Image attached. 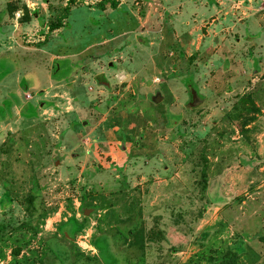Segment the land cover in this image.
<instances>
[{
  "label": "rangeland",
  "instance_id": "1",
  "mask_svg": "<svg viewBox=\"0 0 264 264\" xmlns=\"http://www.w3.org/2000/svg\"><path fill=\"white\" fill-rule=\"evenodd\" d=\"M263 237L264 0H0V264H264Z\"/></svg>",
  "mask_w": 264,
  "mask_h": 264
},
{
  "label": "trees",
  "instance_id": "2",
  "mask_svg": "<svg viewBox=\"0 0 264 264\" xmlns=\"http://www.w3.org/2000/svg\"><path fill=\"white\" fill-rule=\"evenodd\" d=\"M65 12L67 13L68 12V9L66 8V10H65ZM27 16V13H26V11H24V14H23V21H28L29 20V18L28 17H26ZM52 28L53 29H56V26L54 27V26H52ZM58 28V27H57ZM67 227V226H66ZM71 233V232H70ZM69 233V231H65V232H63V236L66 238L67 236H69V237H71V234ZM261 241H262V243L264 244V237L261 239Z\"/></svg>",
  "mask_w": 264,
  "mask_h": 264
},
{
  "label": "water",
  "instance_id": "3",
  "mask_svg": "<svg viewBox=\"0 0 264 264\" xmlns=\"http://www.w3.org/2000/svg\"><path fill=\"white\" fill-rule=\"evenodd\" d=\"M195 98H196V94H195L194 92H192V93H191V99L194 100ZM159 101H160V99H158V100L156 101V103L159 102ZM89 212H90V211H85V212H84V215L87 216V215L89 214Z\"/></svg>",
  "mask_w": 264,
  "mask_h": 264
},
{
  "label": "crops",
  "instance_id": "4",
  "mask_svg": "<svg viewBox=\"0 0 264 264\" xmlns=\"http://www.w3.org/2000/svg\"><path fill=\"white\" fill-rule=\"evenodd\" d=\"M15 11H17V10H15ZM15 11H13V12H15ZM28 12H29V11H28ZM28 14H30L31 17H34L33 20H31V21H34V22L37 21V20H36V17L33 15V13H30V12H29ZM22 16H23V15H22ZM22 21H23V20H22ZM31 21H30V22H31ZM30 22H29V21H28V22H27V21H24V23H30ZM16 23H17V26H18V25H19L18 22H16Z\"/></svg>",
  "mask_w": 264,
  "mask_h": 264
}]
</instances>
